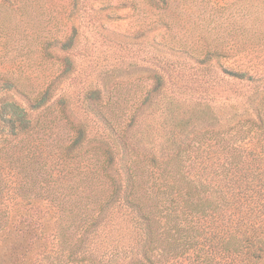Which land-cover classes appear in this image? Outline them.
Here are the masks:
<instances>
[{
    "label": "trees",
    "instance_id": "trees-1",
    "mask_svg": "<svg viewBox=\"0 0 264 264\" xmlns=\"http://www.w3.org/2000/svg\"><path fill=\"white\" fill-rule=\"evenodd\" d=\"M67 72L56 76L59 83ZM54 81L35 96L21 93L24 106L0 107V153L20 165L16 174L0 172V264H264V137L248 165L229 162L218 148L199 150L194 131L179 143L173 137L171 147L140 145L144 132L133 119L108 116L96 88L76 98L95 118L70 120L72 98L55 97ZM54 113L71 124L67 144L38 134ZM24 136L19 150L6 147ZM92 179L109 187L103 200L79 190Z\"/></svg>",
    "mask_w": 264,
    "mask_h": 264
},
{
    "label": "rangeland",
    "instance_id": "rangeland-1",
    "mask_svg": "<svg viewBox=\"0 0 264 264\" xmlns=\"http://www.w3.org/2000/svg\"><path fill=\"white\" fill-rule=\"evenodd\" d=\"M52 79L55 97L72 98L70 120L95 118L76 98L96 88L108 116L133 119L144 132L140 145L171 147L173 137L194 131L199 150L218 148L231 163L252 164L249 153L264 137V0H0V107L24 106L21 93L35 96ZM38 129L46 143L67 144L74 133L55 113ZM25 140L6 147L19 150ZM234 149L248 153L238 158ZM7 153H0V172L16 174L20 165ZM92 180L79 190L103 200L109 187Z\"/></svg>",
    "mask_w": 264,
    "mask_h": 264
}]
</instances>
